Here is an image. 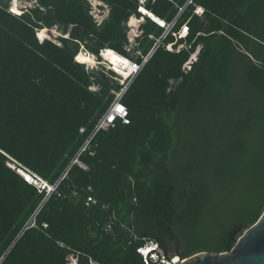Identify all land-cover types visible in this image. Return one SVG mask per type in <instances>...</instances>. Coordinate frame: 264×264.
Wrapping results in <instances>:
<instances>
[{"label":"trees","instance_id":"1","mask_svg":"<svg viewBox=\"0 0 264 264\" xmlns=\"http://www.w3.org/2000/svg\"><path fill=\"white\" fill-rule=\"evenodd\" d=\"M8 1L0 0V264H69L75 251L77 264H145L137 248L147 241L163 253L149 264H164L171 248L182 258L228 251L264 208V0H103L111 9L99 26L85 0H35L21 14ZM131 15L143 17L134 49L142 54L173 24L122 95L129 121L94 135L78 157L84 169L70 162L115 96L104 74L88 90L74 56L88 38L92 53L131 58ZM56 24L64 34L72 25L62 45L40 42L35 31ZM19 169L57 185L43 200L45 189Z\"/></svg>","mask_w":264,"mask_h":264},{"label":"built area","instance_id":"2","mask_svg":"<svg viewBox=\"0 0 264 264\" xmlns=\"http://www.w3.org/2000/svg\"><path fill=\"white\" fill-rule=\"evenodd\" d=\"M153 20H155V19H153ZM172 24L173 23H171L167 27H165V31L162 33V35H160L158 38H156L154 40L152 47L150 48V50L146 54L139 53L137 58H129V57L122 54L123 55L122 57H125L124 59L126 60V63L121 64V67H120L121 71L120 72L117 71L116 69H114V70H116V72H118L122 76V77H119L116 75V77L118 78L117 79L118 83L121 85V88L115 94V97H114L110 107L106 111V113L103 114L101 117H99L97 119V121L95 122V124L93 125L88 137L85 139L83 144L79 147V149H78L77 153L75 154L71 164L76 163L80 167L83 168V165L79 161L78 157L81 153H83L87 149L90 141L92 140V138L94 137V135L98 131L106 130V129L112 127L114 125L115 120H117V119H119L122 123H126L125 121H129L128 109L121 101L122 95H123L124 91L126 90L127 86L132 82V80L136 77V75L141 71L143 66L146 64V62L148 61V59L150 58V56L152 55L154 50L159 46V44H161V40L165 37L166 33L168 32V29L170 28L169 26H171ZM186 34H187V27L183 26L180 33H179V36L184 37ZM149 37L153 38L152 35H149ZM101 52L102 51L99 50V54H101ZM138 58H139V60H137ZM118 106L122 107L124 109V111L123 112L119 111ZM81 131H83V128L81 129ZM68 168H69V166H68ZM66 171L62 174L60 179H62L65 176ZM27 181H28V183L34 184L40 190L46 188V194L47 195H49V193L51 191H53L57 185V184L49 185L45 181L43 182V180H41V183L37 184L36 180H33L32 177L30 180L27 179ZM87 201L88 202H95V200L91 197H88ZM29 226H34V221H31ZM26 227H28V226H26ZM137 251H139V253L141 254L145 264H149L150 259H153L154 261H156L159 257H161V258L163 257L162 251L159 249L157 244L152 242V241H147L143 246L138 247ZM79 254L80 253L78 251H75V253H73L71 255L70 264H77ZM162 261H164V260H162ZM88 262H89V264H99L98 262L94 261L90 257H88ZM164 264H169V262L166 263V261H165Z\"/></svg>","mask_w":264,"mask_h":264},{"label":"rangeland","instance_id":"3","mask_svg":"<svg viewBox=\"0 0 264 264\" xmlns=\"http://www.w3.org/2000/svg\"><path fill=\"white\" fill-rule=\"evenodd\" d=\"M85 2L87 3V12H88V15L90 16L92 22L96 25V26H99L100 24L104 23L106 20L109 19V15H110V5L107 4L105 1L103 0H85ZM144 2V0H143ZM37 3H35V0H30V2H28L27 0H18V6L14 5L11 0L8 1V6H9V10L12 8V7H15V8H19V10H16L15 13L17 14H20L24 11H26V8H28V6H33V5H36ZM21 6V7H20ZM183 10V7L182 9L179 7L178 8V12H177V15L180 14V12H182ZM143 22V17H140L138 18L137 16L135 15H131L128 20L125 22V32H126V38H127V41H126V45H123V47L127 50L126 52L130 55L131 58H137L139 53H140V50L136 48L135 49V45H137L138 43V36L139 34L141 33V29H140V24ZM54 28H56V32L57 33H54ZM50 29V32H48V34L46 35V38L45 39H48L52 42H54L55 44L57 45H62V42L61 41H58L57 40V37L59 36H64V35H67L65 37H68L69 35V32L70 30L72 29V25H68L67 27V30H66V33L64 34L63 33V30H64V25H55V26H52ZM52 31V32H51ZM35 33L37 34V32L35 31ZM36 34H35V37H36ZM162 35V34H161ZM37 39V37H36ZM38 40V39H37ZM39 41V40H38ZM41 42V41H40ZM89 46H93L94 47V41L93 40H89L88 38H86L85 41H83V44L79 43L78 44V48L80 49L79 51L76 52L75 54V57L77 55L81 56V54H83L82 52H84L82 46L85 45V48H88L87 47V44ZM69 46L70 47H73V44L72 43H69ZM82 48V49H81ZM105 49V47H103L102 49H100L101 51H103ZM82 50V52H81ZM103 52H107V50H104ZM91 53V52H90ZM98 54L99 52L97 53L96 57L98 58ZM91 57H93V59L95 58V54L91 53L90 55ZM81 59V58H80ZM82 60V59H81ZM81 60H79L80 62H82ZM89 64V63H88ZM83 65V64H82ZM86 65V66H85ZM82 68L83 70L88 74L90 75L89 77V80L91 81L90 83V86L87 87L88 90L90 91H93V92H97L100 88L99 84H97L95 82V78H98L100 79L101 77V74H104V78L108 81V83H110V85L112 86V90L111 92L115 94L120 90L116 88V85H118L116 83V80L118 79L116 77V75L114 76L113 74H111V72H109L110 70V66L107 67V65H109L108 63H105V64H91L89 67L87 64H85ZM104 66V69L101 67ZM111 65V64H110ZM112 66V65H111ZM91 68H94V70H91ZM115 69V68H114ZM117 70V69H116ZM118 81V80H117ZM172 80H170L171 82ZM82 129V128H81ZM81 129H79V133H81ZM84 130V128H83ZM73 160V159H72ZM72 160L70 163H72ZM7 164V163H6ZM81 164L83 165V168L86 169V165L83 164L81 162ZM78 165V164H77ZM68 170V167L63 171V173ZM62 176V175H61ZM45 200L47 198V194L45 195L44 194V197H43ZM174 251L173 249L171 248V251L169 252V260L166 261V263L170 262L171 260H173L174 258ZM70 258L71 256L68 255L67 256V261L68 263L70 264Z\"/></svg>","mask_w":264,"mask_h":264},{"label":"water","instance_id":"4","mask_svg":"<svg viewBox=\"0 0 264 264\" xmlns=\"http://www.w3.org/2000/svg\"><path fill=\"white\" fill-rule=\"evenodd\" d=\"M174 257L177 259L170 264H264V208L228 251H198L184 258Z\"/></svg>","mask_w":264,"mask_h":264},{"label":"bare ground","instance_id":"5","mask_svg":"<svg viewBox=\"0 0 264 264\" xmlns=\"http://www.w3.org/2000/svg\"><path fill=\"white\" fill-rule=\"evenodd\" d=\"M11 2L14 4V5H16V6H18V0H11ZM21 7V6H20ZM16 10H19V8L17 7L16 8ZM148 15H149V17H151L152 19H155L156 21H158V23H160V19L158 18V17H156L154 14H152V13H148ZM56 28H54V33H57L56 32V30H55ZM48 32H50V29L49 28H47V27H42V28H38L37 29V34H38V39L40 40V41H43L45 38H46V35L48 34ZM52 32V31H51ZM64 36H67V35H64ZM82 48H83V50H84V52H82V50H81V52L83 53V54H81V56H80V58L83 60H81L84 64H87L89 67H91L92 65L91 64H105V63H108L109 65H107V67L108 66H110V67H113V69L115 68V69H117V71H121V69H120V67H121V64L122 63H126V60L124 59L125 57H122L123 55L122 54H120V53H118L117 51H115V50H112V49H107V52H101V54H98V58L96 57V55L97 54H95V58L93 59V57H91L90 55H91V51H89L88 49H86L84 46H82ZM81 48V49H82ZM80 50V49H79ZM78 50V51H79ZM91 52V53H90ZM93 54V53H92ZM74 60H75V56H74ZM89 63V64H88ZM112 66H111V65ZM91 65V66H90ZM86 66V65H85ZM125 66V65H124ZM14 167V166H13ZM19 171V173H22L27 179H31V175H29L28 173H26L24 170H22V169H19L18 170ZM33 178V180H36V182H37V184H39V183H41V178H39V177H32ZM35 182V181H34ZM43 182H44V180H43ZM177 259V257H175V258H173V260H171V261H175ZM170 261V262H171ZM170 262H169V264H170Z\"/></svg>","mask_w":264,"mask_h":264},{"label":"snow or ice","instance_id":"6","mask_svg":"<svg viewBox=\"0 0 264 264\" xmlns=\"http://www.w3.org/2000/svg\"><path fill=\"white\" fill-rule=\"evenodd\" d=\"M141 2H143V0H141ZM10 11H12L13 13H15V12H16V8H15V7H12V8L10 9ZM139 11H140V12H143L144 9H143V8H140ZM197 11H203V10H202V9H197ZM75 59L79 61V60H80V56L77 55V56L75 57ZM118 108H119V111H121V112L124 111V109H123L122 107H119V106H118ZM125 122L127 123L128 121H125Z\"/></svg>","mask_w":264,"mask_h":264},{"label":"clouds","instance_id":"7","mask_svg":"<svg viewBox=\"0 0 264 264\" xmlns=\"http://www.w3.org/2000/svg\"><path fill=\"white\" fill-rule=\"evenodd\" d=\"M28 2H30V0H27ZM29 7V6H28ZM31 7V6H30ZM15 14H17V13H15ZM21 14V13H20ZM152 19V18H151ZM153 20V19H152ZM155 21V20H154ZM155 22H157V21H155ZM140 35V34H139ZM101 66V65H100ZM102 67V66H101ZM103 69H104V67H102ZM109 72H111V71H109ZM111 74H113L114 76L115 75H117V76H119V77H122L118 72H116V73H112L111 72ZM117 81V80H116ZM118 82V81H117ZM21 174V173H20ZM22 175V174H21ZM22 176H24V175H22ZM24 178V177H23ZM26 178V177H25ZM24 178V179H25ZM26 181H27V178L25 179ZM28 182V181H27ZM45 191H46V188H45ZM138 253H139V251H138Z\"/></svg>","mask_w":264,"mask_h":264}]
</instances>
